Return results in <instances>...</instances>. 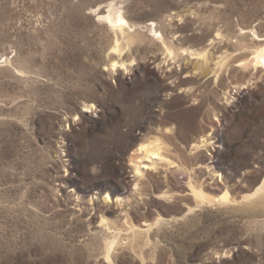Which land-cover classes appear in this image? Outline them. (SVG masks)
Listing matches in <instances>:
<instances>
[{
  "label": "rangeland",
  "instance_id": "obj_1",
  "mask_svg": "<svg viewBox=\"0 0 264 264\" xmlns=\"http://www.w3.org/2000/svg\"><path fill=\"white\" fill-rule=\"evenodd\" d=\"M110 3L134 32L97 18ZM238 15L264 37V0H0V264H109V240L114 264H264V194L243 198L264 179V75L206 74ZM118 38L129 69L112 72ZM159 134H210L194 179L235 201L197 205L163 165L135 190L128 155Z\"/></svg>",
  "mask_w": 264,
  "mask_h": 264
},
{
  "label": "bare ground",
  "instance_id": "obj_2",
  "mask_svg": "<svg viewBox=\"0 0 264 264\" xmlns=\"http://www.w3.org/2000/svg\"><path fill=\"white\" fill-rule=\"evenodd\" d=\"M105 7L107 8L105 10V14L102 15L99 12H96L95 14L97 18L105 19L108 23V26L115 34H120L123 37L125 36V34H130L135 31V28L128 23L120 9H114L112 3L108 4ZM98 10H100V8ZM240 17L241 16L238 15L234 20V27L236 28L235 30H226L224 24H221L220 27L217 28L218 30L214 36V39H217L219 41V44H223V47L221 48V51L223 52H221L222 55L216 58L217 60L214 62L212 68L210 69L209 67V70L206 73H212L213 79L215 81L218 80V78L221 76V72L224 73L226 71H229V73H231V69L232 72H234L235 68L230 65V63L233 62H240L239 70L241 71L250 69L251 72L261 73L262 75H264V37L259 35L256 27L243 28L240 25ZM148 26L150 35L156 36L158 32L155 29V23L150 22ZM156 38L160 40L162 39V36L159 34ZM248 41L252 46H250L249 43L245 44ZM120 42L119 38L115 39L110 51L111 54L116 55V58L111 59L109 64V68L112 72H115L116 70H118V68H123L124 71H126V69H129V65H126L125 60L122 58ZM163 45V53L165 54V57L172 60V62H175L176 58L179 56H185V60H189L192 59L191 57L196 55V63L200 64L203 70H207V66L209 65V56L206 55V52L198 53L191 48H181L180 52L179 50L176 52L166 43L163 42ZM235 51L239 53L235 54ZM244 52H248V54H244ZM228 67H230L229 70ZM213 79L211 80L213 81ZM91 108L93 107L91 106ZM210 136L211 135L208 134L207 138L198 140L194 139L191 142L192 144L188 150L182 149L181 144L175 141L176 137L174 135L169 136L168 134H159L140 139L137 143L136 148L133 149V151L128 155V163L131 169L130 172L133 173V176L136 180L135 190H137L136 187H138V185L142 183L145 175H148V168H155L156 165H163L168 169H170L171 167H175L174 172L185 174V184L188 193L197 205L202 206L204 204H212L214 203L215 198H217V201L221 205H227L231 202H234L235 200L233 196L230 195L228 187L223 186L220 190L221 193L216 195L215 198L212 199L209 197L208 192L203 187V185L198 183L197 180L194 179V165L197 164V160L196 162L193 160L198 157L199 153L202 152V150L208 148L212 144L210 142L212 139ZM170 139L172 140V142L170 141ZM182 152H186L189 154V164L187 166H184L183 163V158L186 154H182ZM214 177L216 176L212 175L213 179ZM263 194L264 179L261 182L260 186H258L252 194L245 195L243 198L250 199L257 196H263ZM109 199V196L106 194L104 200L107 202ZM101 222L103 224V220ZM159 222L160 220L156 221V223ZM115 243V240H109L105 246L104 259L109 264H114L112 251Z\"/></svg>",
  "mask_w": 264,
  "mask_h": 264
}]
</instances>
